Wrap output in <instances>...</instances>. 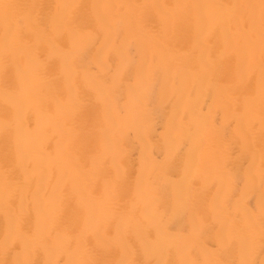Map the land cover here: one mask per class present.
<instances>
[{
    "label": "bare ground",
    "instance_id": "obj_1",
    "mask_svg": "<svg viewBox=\"0 0 264 264\" xmlns=\"http://www.w3.org/2000/svg\"><path fill=\"white\" fill-rule=\"evenodd\" d=\"M0 264H264V0H0Z\"/></svg>",
    "mask_w": 264,
    "mask_h": 264
}]
</instances>
